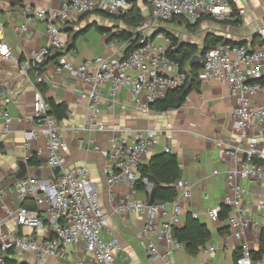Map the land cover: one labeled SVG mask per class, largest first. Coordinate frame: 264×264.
I'll use <instances>...</instances> for the list:
<instances>
[{
    "label": "built area",
    "instance_id": "obj_1",
    "mask_svg": "<svg viewBox=\"0 0 264 264\" xmlns=\"http://www.w3.org/2000/svg\"><path fill=\"white\" fill-rule=\"evenodd\" d=\"M238 0H145L150 8L154 23H167L175 18L183 19L193 26L202 18L209 17L215 22L231 21L234 6ZM130 4L127 0H67L60 10L26 8L25 21L20 26L26 31L27 25L34 21L46 24L47 42L43 48L34 52L29 62L20 64L3 35L0 24V62H12L19 65L21 73L34 82L43 83L42 65L55 53H64L67 40L62 33L63 28L71 21L72 13L83 16L98 9L109 14L127 12ZM244 16L243 9L235 10ZM139 47L124 56L113 54L87 59L77 65L61 62L55 69L56 74L67 73L77 78L88 88L87 129L98 132L105 131L99 123L101 117L102 95L100 88L110 86L108 111L114 110L117 95L122 87H127L131 101L142 110L149 106L171 89L180 88L186 81V75L179 73L177 64L166 56V47L149 39L144 32ZM262 37V44L253 43L252 39L242 45L219 44L210 47L202 55V67L198 73L200 82L217 81L225 85L235 100L232 113L234 128L239 136V144L227 147L225 155L237 157L244 153L245 159L241 166L227 175V194L223 204L229 209L227 218L231 236L241 240L245 230L264 227V204L257 203L256 209L261 212V223L247 218V210L243 200L245 189L239 180L250 182L264 180V153L258 151L260 140L264 142V105L255 104L257 96L264 98V34L262 30L255 32ZM157 39H165L162 34ZM165 42L169 44L166 38ZM114 49V43H110ZM116 52V51H115ZM5 94H0V137L11 132L12 119L4 108L9 103ZM124 109V106H120ZM48 104L41 92L36 88L33 95L32 116L24 119L31 128L23 132L24 148L28 152L33 141L40 136L47 140L46 167L51 177L41 180L26 177L15 182L14 188L18 197L19 207L15 211L2 203L1 209L6 217H14L15 229L5 227V218L0 216V264H9L11 255L21 256L32 254L38 260L47 258H64L63 249L70 245L83 243L96 264H115L116 257L121 253V246L114 237L106 240L103 232L108 228V217L99 204V194L90 180L87 167L66 168L64 150L66 148L63 132L54 118L48 116ZM169 127V124H167ZM255 131L254 135L251 132ZM157 130H147L136 134L133 142H129L126 133L113 136L109 142L108 158L111 165L106 168L108 198L113 214L124 217L138 214L144 218V225L137 234V239L144 247L147 257H161L166 264H175L173 254L180 251L183 245L173 237V231L180 223L182 202L191 198V188L180 184L176 187L177 196L173 201L148 205V200L136 197V183L140 179L139 168L149 150L157 143ZM171 139V136L167 137ZM247 147H244V146ZM246 148V149H245ZM95 150L99 151L98 148ZM165 153L169 154L167 148ZM256 157L262 162L255 163ZM59 168L61 175L55 177L53 169ZM147 184L146 180L143 181ZM125 183L130 192L116 196L113 187ZM4 194H0V197ZM27 198H31L38 207H45V216L39 211L24 207ZM218 208H211L205 216L211 223L219 221ZM194 219L198 216L194 215ZM214 249L205 251L209 256ZM201 264V263H195ZM236 264H264V255L254 260L247 250L242 251Z\"/></svg>",
    "mask_w": 264,
    "mask_h": 264
},
{
    "label": "crops",
    "instance_id": "obj_2",
    "mask_svg": "<svg viewBox=\"0 0 264 264\" xmlns=\"http://www.w3.org/2000/svg\"><path fill=\"white\" fill-rule=\"evenodd\" d=\"M66 1L0 0V24L3 26V35L13 54L19 58L20 64L29 62L32 54L43 48L47 42L44 21L31 22L27 25L26 31L20 30L26 17L25 9L60 10ZM129 1L143 14V26L147 28L145 35L149 38L153 34H162L165 39L156 40L155 35L151 40L166 48L169 45L165 42L166 34L173 35L179 42L196 46L200 50L209 36L218 38L221 42L228 40L232 45H242L251 39H254L255 43L261 42L262 37L255 33L258 30H262L264 34V0H238L234 8L243 9L245 15L239 16L235 11L231 21L240 19L237 25L232 22L218 23L205 17L194 30L188 28L183 19L175 18L167 23H154L145 0ZM101 13L108 12L98 9L85 16L74 13L70 15L71 21L62 30L67 47L77 33L81 31L85 33L75 40L74 48L60 55H57L59 52L55 53L47 59L42 69L43 83L47 88L43 96L46 100L52 99L57 104L64 103L67 106V118L57 122L66 144L65 167L88 168L90 180L99 194L100 207L109 220L103 237L106 240L114 237L121 246V253L116 257L115 264H166L161 257H147L143 245L137 239V234L144 225V218L141 215L129 214L121 217L112 212L105 170L111 165L108 158L110 139L123 132L127 134L129 142H133L139 132L158 131L157 143L149 150L143 165H147L156 155L167 154L165 153L167 148L170 150L169 154L177 157L181 178L175 186L183 184L191 188V198L182 202V215L177 228L185 226L187 216L197 215V220L206 226L211 234L206 246L196 256L186 254L183 248L176 251L173 254L175 264H235V257L238 258L242 251L247 250L249 253L257 251L260 234L264 229L262 225L245 230L243 238L236 240L231 236L227 219L211 223L205 216L208 209H221L227 194V175L241 166L245 159L244 153H239L235 158L225 155L227 147L239 144V136L232 118L235 100L225 85L217 81H199L198 89H193L189 93L179 109L159 113L150 109H139L131 101L127 87L120 89L114 110L108 111L110 86L105 84L100 88L102 100L99 119L105 131L87 129V119L90 115L86 95L88 88L67 73L56 74L55 69L61 62L77 65L97 56L124 55L126 44L114 40L112 43L116 47L111 49L107 38L110 31L131 29L124 27L119 21L103 17ZM96 26L104 32H99ZM35 91L36 84L31 73L26 77L21 73L19 65L0 62V94H5L10 100L4 108L12 119L11 132L5 137H0V194H4L0 197V216L5 218V227L12 231L15 229L14 217H6L1 206L5 203L11 211L19 207L14 188L19 172L18 164L26 163L35 154L42 165L39 169H34L26 164V177L41 180L51 177V172L45 164L46 137L40 136L33 141L28 152L24 148L23 132L32 127L31 124L24 122V119L32 116ZM254 103L264 105V98L257 96ZM121 105L124 109H121ZM1 126L0 121V128ZM254 133L255 131L251 132L253 135ZM168 136H171V139H168ZM257 149L259 153H264L262 140ZM255 162L261 163L262 160L256 157ZM238 183L246 192L243 205L247 210V218L261 223L262 214L256 209V204H264V180L254 182L239 180ZM155 185L154 181L147 183L145 191H137L136 197L148 200ZM113 192L116 196H123L130 192V188L125 183H118L113 187ZM23 205L45 216V207H38L31 198H27ZM208 247L214 249L211 256L205 252ZM63 252V259L47 258L40 261L27 253L21 256L12 254L10 261L14 264H96L82 242L65 247Z\"/></svg>",
    "mask_w": 264,
    "mask_h": 264
},
{
    "label": "trees",
    "instance_id": "obj_3",
    "mask_svg": "<svg viewBox=\"0 0 264 264\" xmlns=\"http://www.w3.org/2000/svg\"><path fill=\"white\" fill-rule=\"evenodd\" d=\"M130 8L125 13L121 14H109L101 13V15L107 19L119 21L124 27L131 29H116L110 31V35L107 38V43H112L114 40L120 41L126 44L124 51V57L136 50L140 45L142 33L139 28L144 24V17L141 10L132 2ZM235 14V10L233 15ZM87 15V14H85ZM83 15V16H85ZM180 19V18H177ZM203 19V18H202ZM201 20V19H200ZM197 21L193 26H190L186 22V26L191 30H194L198 24ZM233 24H239L240 19L235 21H228ZM99 32H104L103 29L96 26ZM85 31L77 33L69 43L70 48H74L75 40L83 35ZM169 41V45L166 49V56L177 64L179 73L186 75V81L180 88H175L167 91L162 99H159L155 103L149 106V109L155 112L163 113L169 110L179 109L185 102L186 97L193 89H198L199 80L198 73L202 67L201 64L198 66H189L190 60L193 56L202 52L204 54L210 47H215L219 44H232L230 41L225 40L221 42L218 38L209 36L204 43L203 48L200 50L196 46L188 45L186 43L179 42L173 35L166 34ZM255 43V40H252ZM263 42H259L262 44ZM46 63V62H45ZM45 63L42 65L44 68ZM36 88L43 95L46 93L47 88L44 83H36ZM48 104V116L55 119L56 122H61L67 118V106L64 103H55L52 99H47ZM255 162V160H254ZM257 163V162H255ZM26 164L30 168L39 169L42 165L41 160L33 154L27 161ZM140 179L135 185L136 191H145L146 184L143 182L146 180L147 183L156 182L154 189V203H163L173 201L177 196V189L175 184L180 180L181 173L178 164L177 157L174 154H162L156 155L150 159L147 165H142L139 168ZM229 216V209L223 204L218 219L224 221ZM173 237L183 245V250L190 256H196L201 249H203L211 238V234L206 226L202 225L197 219L192 216H187L186 224L182 228H175L173 231ZM264 255V229L260 234L259 248L257 251L250 252V256L254 259H260ZM235 257V264H236ZM9 264H14L9 261Z\"/></svg>",
    "mask_w": 264,
    "mask_h": 264
},
{
    "label": "water",
    "instance_id": "obj_4",
    "mask_svg": "<svg viewBox=\"0 0 264 264\" xmlns=\"http://www.w3.org/2000/svg\"><path fill=\"white\" fill-rule=\"evenodd\" d=\"M156 34H153L151 37H149V39H152ZM70 49V47H67L65 52H68V50ZM64 52V53H65ZM61 53H58L57 55H60ZM202 55L203 53L200 52L199 54L193 56V58L190 60L189 62V66L193 67V66H198L201 64L202 61ZM56 56V55H55ZM19 172L16 176V180H21L23 178H26V174H27V166L25 162H20L19 164ZM53 175L57 178L61 175V170L59 168H55L53 169ZM38 173V172H37ZM154 202V190L152 191V193L150 194V197L148 199V205L153 204Z\"/></svg>",
    "mask_w": 264,
    "mask_h": 264
},
{
    "label": "rangeland",
    "instance_id": "obj_5",
    "mask_svg": "<svg viewBox=\"0 0 264 264\" xmlns=\"http://www.w3.org/2000/svg\"><path fill=\"white\" fill-rule=\"evenodd\" d=\"M139 31H141V32H146V31H147V28L144 27V26H141V27L139 28Z\"/></svg>",
    "mask_w": 264,
    "mask_h": 264
}]
</instances>
